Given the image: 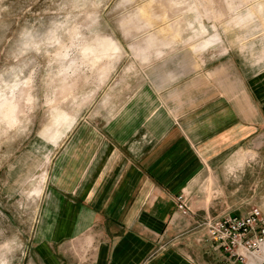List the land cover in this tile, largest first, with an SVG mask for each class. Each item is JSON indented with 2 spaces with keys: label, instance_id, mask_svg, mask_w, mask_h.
<instances>
[{
  "label": "rangeland",
  "instance_id": "374dc122",
  "mask_svg": "<svg viewBox=\"0 0 264 264\" xmlns=\"http://www.w3.org/2000/svg\"><path fill=\"white\" fill-rule=\"evenodd\" d=\"M203 54L213 63L230 57L259 81L264 0H0V264H44L37 242L63 214L54 168L75 132L116 119L139 93L159 90L162 74L196 71ZM253 146L205 165L176 199L186 204L178 206L183 231L204 239L189 245L201 244L205 258L219 254L220 264H264V244L251 240L231 257L202 226L255 207L264 213V137ZM65 242L66 264L85 250L90 260L91 237L74 244L78 254L72 236Z\"/></svg>",
  "mask_w": 264,
  "mask_h": 264
},
{
  "label": "crops",
  "instance_id": "0c3cea01",
  "mask_svg": "<svg viewBox=\"0 0 264 264\" xmlns=\"http://www.w3.org/2000/svg\"><path fill=\"white\" fill-rule=\"evenodd\" d=\"M196 63V71L162 74L159 90L139 93L105 126L75 132L54 168L63 214L37 242L44 264H66L60 250L71 236L75 252L83 237L94 246L90 260L85 250L72 264H220L219 254L205 258L201 244L189 245L204 239L183 231L176 199L205 165L263 140L264 72L256 81L230 57L213 63L203 54Z\"/></svg>",
  "mask_w": 264,
  "mask_h": 264
},
{
  "label": "built area",
  "instance_id": "2783aa9c",
  "mask_svg": "<svg viewBox=\"0 0 264 264\" xmlns=\"http://www.w3.org/2000/svg\"><path fill=\"white\" fill-rule=\"evenodd\" d=\"M178 205L181 209L185 208L183 196L179 197ZM202 226L209 241L234 257H242L238 249L246 248L251 240L264 244V213L260 207H255L243 215L228 213L209 218Z\"/></svg>",
  "mask_w": 264,
  "mask_h": 264
},
{
  "label": "bare ground",
  "instance_id": "6f19581e",
  "mask_svg": "<svg viewBox=\"0 0 264 264\" xmlns=\"http://www.w3.org/2000/svg\"><path fill=\"white\" fill-rule=\"evenodd\" d=\"M264 249V248H263Z\"/></svg>",
  "mask_w": 264,
  "mask_h": 264
}]
</instances>
